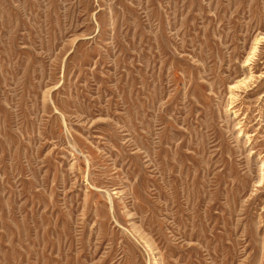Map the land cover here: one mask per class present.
Instances as JSON below:
<instances>
[{
    "label": "rangeland",
    "instance_id": "1",
    "mask_svg": "<svg viewBox=\"0 0 264 264\" xmlns=\"http://www.w3.org/2000/svg\"><path fill=\"white\" fill-rule=\"evenodd\" d=\"M0 264H264V0H0Z\"/></svg>",
    "mask_w": 264,
    "mask_h": 264
}]
</instances>
